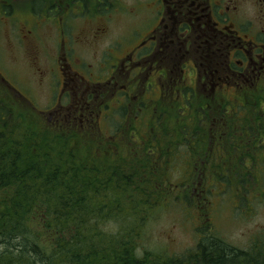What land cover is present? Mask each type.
Wrapping results in <instances>:
<instances>
[{
    "label": "trees",
    "instance_id": "obj_1",
    "mask_svg": "<svg viewBox=\"0 0 264 264\" xmlns=\"http://www.w3.org/2000/svg\"><path fill=\"white\" fill-rule=\"evenodd\" d=\"M194 108V123L186 122L182 106V123L155 128L144 151L132 152L141 143L135 137V155L128 157L121 140L102 134L100 152L84 151L80 140L91 134L89 124H18L22 118L0 100V264H264L263 251L237 249L211 234L185 256L138 253V225L144 227L165 195L178 193L168 187L182 186L187 193L210 174L232 184L225 163L243 165L256 180L252 169L264 152V111L242 117L227 110L219 124L205 125L207 109ZM227 154L240 159L227 162ZM159 174L167 179L161 182ZM174 174L180 179L171 186Z\"/></svg>",
    "mask_w": 264,
    "mask_h": 264
},
{
    "label": "rangeland",
    "instance_id": "obj_2",
    "mask_svg": "<svg viewBox=\"0 0 264 264\" xmlns=\"http://www.w3.org/2000/svg\"><path fill=\"white\" fill-rule=\"evenodd\" d=\"M35 1L4 0V6H0V100L10 102L12 111L23 119H19L17 123L25 127H34L38 124L37 120H47L51 124L57 118L59 107L56 100L57 93L62 88L60 79L63 72L79 70L87 80L99 78L109 82V85L101 84L103 88H111L113 85L110 84L111 74L108 71L111 67L107 62L115 63L116 56L122 57L125 51L142 38L139 31L147 27L145 33L150 28L147 17L153 5V0H107L108 9L102 10L104 12H100L96 18L90 16L95 8L94 0ZM58 4L64 6L61 16L49 11V8ZM78 10H82L85 16L81 17L80 13L73 14ZM61 18L63 26L59 23ZM104 23L107 26L106 37L97 40L94 34L97 33V27ZM29 28L33 30L29 37L31 39H26L18 47V37L27 33ZM60 31H64V42L61 41L64 35ZM37 35L42 38L39 44L35 39ZM59 54L62 56L57 61ZM34 55L40 59H36ZM101 64L106 69L102 70ZM122 83L119 82L118 85L121 90ZM91 87H94V83ZM101 92L105 93V97L100 98L101 101L105 99V104L102 108H95L91 116V119L100 117L101 124H89L88 131L91 134L85 133L84 139L80 140L84 151L100 152L105 144L98 138L102 134L106 138L115 136L117 141L121 140V151L130 157L131 154L135 155L132 153L134 150L144 151L151 146L149 138L155 128H165L166 125L173 127L182 123L179 122L183 115L182 105L161 108L156 106L157 101H150L147 110L142 111L138 104L139 96L131 103L118 105L116 96L110 95L112 89L110 91L105 88ZM107 94L110 98H106ZM240 103H247L253 110L264 111V98L252 96ZM205 104L207 103L198 101L193 103L195 107ZM209 104L213 106L209 108L211 111L218 109L216 102L210 101ZM229 104L233 110L240 109L235 103ZM97 105L101 106L99 103ZM194 106L191 109L194 110ZM110 111L115 113L104 119V114ZM207 114L213 116L216 112L208 111ZM159 115L160 122L154 123ZM78 132L82 133L80 130ZM135 137L141 143L130 154ZM247 151L255 155L253 147L247 148ZM229 153L233 151L230 150ZM227 155L230 159H224L227 162L240 159L236 154ZM223 166L229 170L227 173L232 184L222 183L214 178V174H210V178L205 175L198 179L194 188L187 193L181 190L182 186L172 184L180 179L178 174L173 175L169 182L174 187L168 189L170 193H178L165 195L146 220L144 227L138 225L142 234L138 240L139 254L149 251L173 257L185 256L198 249L199 242L206 234L216 236L237 249L264 253V152L259 154L252 169L256 180L247 175L250 170L243 169V165L234 167L225 163ZM159 175L161 182L167 179L166 175L162 178ZM243 179H247L246 183H242ZM127 209L132 211L129 207ZM1 245L0 250L3 251L5 245Z\"/></svg>",
    "mask_w": 264,
    "mask_h": 264
},
{
    "label": "flooded vegetation",
    "instance_id": "obj_3",
    "mask_svg": "<svg viewBox=\"0 0 264 264\" xmlns=\"http://www.w3.org/2000/svg\"><path fill=\"white\" fill-rule=\"evenodd\" d=\"M94 1L95 8L90 16L97 18L100 12H104L102 10L108 9V1ZM0 2V6H4V0ZM63 7L58 4L49 11L61 16ZM78 13L85 16L82 10L73 12L74 15ZM147 20L150 28L145 33L147 27L139 31L142 38L122 57L116 56L115 63L107 62L111 67L108 70L111 88H103L101 84L109 85V82L99 78L87 80L79 70L62 73V88L56 100L59 109L54 120L80 122L83 127L95 122L100 125V117L91 119V116L95 108H102L105 104L104 98L100 100L105 97L101 92L105 88L112 89L110 95L116 96L118 105L131 103L139 96L142 111L147 110L150 101H157L156 106L161 108L182 105L189 115L186 122H195L191 109L194 102L207 103L200 107L216 114L208 115L211 119L206 117L205 125L211 121L219 124L227 110L244 114L242 117L255 111L240 101L252 96L264 98V0H153ZM59 23L62 24V18ZM32 28L18 37V47L26 39H31ZM96 31L97 40L106 37V23ZM60 32L64 35L61 38L64 42V31ZM35 39L38 44L42 41L40 35ZM61 56H57V61ZM101 68L106 69L102 64ZM119 82H123L122 90L118 88ZM92 83L94 87H91ZM110 95L107 94L106 98ZM210 101L216 102L218 109L211 111ZM98 103L101 106H96ZM229 103L239 105L240 109L233 110ZM114 113H105L103 118ZM160 118L159 115L154 123H159Z\"/></svg>",
    "mask_w": 264,
    "mask_h": 264
}]
</instances>
